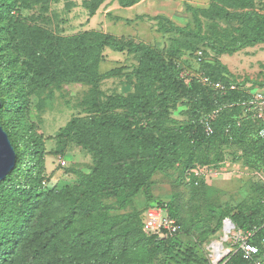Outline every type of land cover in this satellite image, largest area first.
<instances>
[{"label":"rangeland","instance_id":"1","mask_svg":"<svg viewBox=\"0 0 264 264\" xmlns=\"http://www.w3.org/2000/svg\"><path fill=\"white\" fill-rule=\"evenodd\" d=\"M234 1L231 5L219 0L212 8L211 0H137L131 5L123 0H103L93 11L98 0H15V10L0 29V62L8 58L11 62L0 66L9 73L21 71L25 78L12 73L0 97L24 96L27 104L20 102L5 112L4 122L20 147L32 144L41 151L40 175L46 184L63 190L96 170L110 179L120 178L115 166L136 160L141 183L125 188V192L137 193L123 208L117 197L104 198L109 215H129L139 222L151 205L169 203L190 232L184 240L215 236L225 214L260 212L264 205V150L257 126L244 119L243 112L236 116L223 111L217 114V126L240 117L245 123L241 136L206 139L202 131L203 119L218 102L216 93L202 85L201 77L217 76L211 66L223 47L242 45L253 12L264 16V0ZM20 22L31 37L44 34L54 40H69L92 31L109 36L113 45L102 50L99 80L93 86L78 81V74L73 73L68 81L40 87L37 79L42 67L12 42ZM36 44L41 50L43 43ZM260 46L222 57L235 74L249 81L250 91L263 88L264 46ZM142 47L159 61L144 57ZM199 51L203 52L202 62ZM162 79L174 85L164 89ZM93 87L108 113L120 119L110 135L97 139L89 137L91 126L88 129L80 123L91 118L89 125L93 124V113L85 104L94 96ZM73 120V126L64 132ZM153 138L160 149L152 145ZM199 167L207 170L202 182L203 178L195 175ZM17 178L20 183L16 185L22 183L23 187L26 178L21 172ZM9 195L0 191V209ZM51 210L58 220H71L69 210L61 204H52ZM82 222L75 224L79 227ZM61 236L71 241L67 231ZM225 238L224 233L213 237L207 250ZM148 242L138 247L139 257L133 261L160 264L163 253L154 242Z\"/></svg>","mask_w":264,"mask_h":264},{"label":"trees","instance_id":"2","mask_svg":"<svg viewBox=\"0 0 264 264\" xmlns=\"http://www.w3.org/2000/svg\"><path fill=\"white\" fill-rule=\"evenodd\" d=\"M101 1L103 0H98L93 11L98 8ZM123 1L125 4L131 5L137 0ZM218 1L211 0V7L216 8ZM225 1L231 5L235 4L234 0ZM14 10L15 0H0V29L6 27ZM251 15L252 18L248 20L250 28L247 29V34L244 31L242 35V38H246V40L242 45L233 47V49L223 47L220 50L216 64L211 66L214 67L217 76L204 74L215 81H222L228 87L227 90L222 91L207 85L203 81L204 75L201 77V83L216 93L217 98L215 99L218 105L213 109L219 110V115L223 111H232L237 116L240 111L244 113V119L246 118L257 126L258 139L264 150V139L259 135L263 121L255 116V107L250 108L243 104L252 98V92L255 90L250 91L248 89L249 81L233 73L221 60V56L224 54L232 55L247 47L264 43V29H261L264 26V16L256 12ZM14 32L12 42L15 43V47L25 50L30 57L37 59V65L42 67L41 73H37V80L40 87L45 88L60 81H68V77H71L73 73L78 74V81L93 85L96 80H99L98 64L102 50L106 46L113 45L109 36L96 31L75 39L58 38L54 40L44 34H40L39 37H31L28 35V29L25 28L24 23L20 22L14 28ZM37 42L43 43L41 50L38 48L40 43L36 46ZM142 49L144 57L150 58L154 62L159 61L152 57L151 50L146 47H142ZM203 60L202 55L201 62ZM10 62L11 59L8 58L0 62V65L2 63L7 65ZM12 73L18 74L22 79L25 78V74L21 71L11 70L9 73L7 68L0 66V94L1 88L8 83ZM261 81L263 85L261 89H264V79ZM171 84L173 82L161 80L164 89L169 88ZM232 84L236 85L235 89L230 88ZM96 91L97 89L93 87L92 94L94 96L88 97L85 102L88 112L93 113V124L89 125L91 118L88 122L80 120L81 125H86L88 129L91 126L92 131L91 134L89 133L91 139L107 137L120 125V119L108 113L104 103L99 101ZM23 97H13L9 100L6 97H1L0 122L8 132L16 150L17 161L14 169L4 180L0 181L1 193H10L5 199L6 204L0 209V264H135L136 262L133 260L139 257V254L136 255L138 247L144 245L146 241L154 242L156 248H159L163 253L160 264H211L206 244L213 237L222 233L224 218H231L242 229H250L255 225L264 224V205H262L260 212L252 211L248 216L240 214L241 212L232 215L225 214L220 219L217 228L219 232L214 230L215 236H205L201 240H184L183 237L190 232L178 217L177 210L169 203L158 202L159 205L166 207L169 215L176 218L180 225L176 234L161 240L144 229L145 212L139 222L132 220L129 215L110 216L108 206L102 201L104 198L117 197L120 207L123 208L129 202L130 197L137 193V190L132 193L125 192L126 189L141 183V178L136 174L138 164L136 160L119 167L115 166L114 170L118 171L120 178L110 179L104 176L103 171L101 173L96 170L92 174L82 175L79 183L67 185L63 190H59L56 184L51 187L48 184L44 185L45 178L40 175L42 170L41 151L32 144L20 147L14 132L4 122L5 112L20 106V102L27 104V100ZM215 121L216 118L213 121L214 132L212 135L206 133L202 123L204 138L236 139L243 134L245 129L244 120L240 117L226 120L221 128ZM74 122L73 120L68 123L64 132L70 129ZM152 140H154L152 145L156 149H160L161 145L158 144L156 138ZM19 172L26 178L23 187L22 183L20 186L16 185V183H20L17 181ZM203 180L204 178L201 182ZM56 203L69 210L71 220L67 222L58 220L51 210L52 204ZM77 220L83 221L82 224H78L79 227L76 226ZM64 231L68 232L71 241L62 240L61 235ZM253 241L264 246L259 238H254ZM232 260L234 261L230 264H241L242 262L239 253L234 254Z\"/></svg>","mask_w":264,"mask_h":264},{"label":"built area","instance_id":"3","mask_svg":"<svg viewBox=\"0 0 264 264\" xmlns=\"http://www.w3.org/2000/svg\"><path fill=\"white\" fill-rule=\"evenodd\" d=\"M203 52H198V60H202ZM203 81L209 86L216 89L225 91L227 86L220 80H213L210 76L204 75ZM231 89H235L236 85L232 84ZM248 107H255V116L263 121V125L259 130V135L264 139V89H256L252 92V98L243 102ZM219 110H214L206 118L203 119L205 131L208 135L214 132L213 121L216 118ZM62 165H66V160L60 158ZM197 178H204L207 175V170L199 167L195 171ZM46 185V181H43ZM231 218L226 217L223 220L222 233L225 234V240L221 243L220 256L217 258L215 255V248H208L211 264H230L233 263L232 257L234 254L239 253L242 262L241 264H264V246L253 241L254 238H259L260 242L264 244V224L261 226H253L250 229H242L235 223L231 226ZM234 222V221H233ZM144 229L156 236L159 239L165 240L169 236L176 234L180 225L176 218L171 217L164 205H153L149 207L144 214Z\"/></svg>","mask_w":264,"mask_h":264},{"label":"water","instance_id":"4","mask_svg":"<svg viewBox=\"0 0 264 264\" xmlns=\"http://www.w3.org/2000/svg\"><path fill=\"white\" fill-rule=\"evenodd\" d=\"M1 106V97H0ZM17 161L16 150L10 140L8 132L3 128L0 122V181L14 169ZM231 221V226H234Z\"/></svg>","mask_w":264,"mask_h":264},{"label":"bare ground","instance_id":"5","mask_svg":"<svg viewBox=\"0 0 264 264\" xmlns=\"http://www.w3.org/2000/svg\"><path fill=\"white\" fill-rule=\"evenodd\" d=\"M213 244H216V243H212V245ZM220 245L221 244H216L215 246L211 247V250H212V248H215L214 250H215V255H216L217 258L220 256V253L222 252Z\"/></svg>","mask_w":264,"mask_h":264},{"label":"crops","instance_id":"6","mask_svg":"<svg viewBox=\"0 0 264 264\" xmlns=\"http://www.w3.org/2000/svg\"><path fill=\"white\" fill-rule=\"evenodd\" d=\"M258 45H259V46H260V45L264 46V43H260V44H258ZM258 45H257V46H258ZM260 47H261V46H260ZM250 48H252V47H250ZM228 55L231 56V54H224V55L221 56V60H222V62H223L224 64H226V63L223 61V58H222V57H223V56H228ZM226 65H227V64H226ZM227 67L230 69V67H229L228 65H227ZM230 70H231V69H230ZM231 71H232V70H231ZM232 72H233V71H232ZM233 73H234V72H233Z\"/></svg>","mask_w":264,"mask_h":264}]
</instances>
